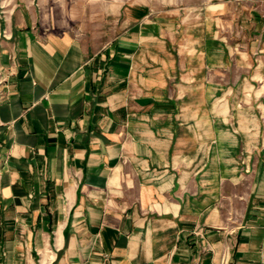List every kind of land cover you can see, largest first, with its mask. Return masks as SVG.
<instances>
[{"label": "crops", "instance_id": "obj_1", "mask_svg": "<svg viewBox=\"0 0 264 264\" xmlns=\"http://www.w3.org/2000/svg\"><path fill=\"white\" fill-rule=\"evenodd\" d=\"M51 1L0 0V264H264V0L103 47Z\"/></svg>", "mask_w": 264, "mask_h": 264}, {"label": "rangeland", "instance_id": "obj_2", "mask_svg": "<svg viewBox=\"0 0 264 264\" xmlns=\"http://www.w3.org/2000/svg\"><path fill=\"white\" fill-rule=\"evenodd\" d=\"M132 3H140L156 13L182 11L191 14L210 7L226 10L235 0H52L59 28L71 32L95 47L111 42L121 29V11ZM225 6V7H224ZM235 10V9H234ZM236 12V11H235Z\"/></svg>", "mask_w": 264, "mask_h": 264}]
</instances>
